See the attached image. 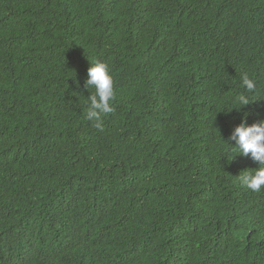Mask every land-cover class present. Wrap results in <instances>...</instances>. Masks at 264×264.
<instances>
[{"label":"trees","instance_id":"1","mask_svg":"<svg viewBox=\"0 0 264 264\" xmlns=\"http://www.w3.org/2000/svg\"><path fill=\"white\" fill-rule=\"evenodd\" d=\"M245 114L264 0H0V264H264V189L238 180L259 165L226 141Z\"/></svg>","mask_w":264,"mask_h":264},{"label":"clouds","instance_id":"2","mask_svg":"<svg viewBox=\"0 0 264 264\" xmlns=\"http://www.w3.org/2000/svg\"><path fill=\"white\" fill-rule=\"evenodd\" d=\"M87 89L90 91L87 96V108L84 113V118L91 122L95 128L103 127V117L114 111V78L108 64L102 60L90 61V67L87 69V79L84 82ZM241 84L244 89L235 98L232 108L240 109L251 100L248 93L257 91V84L254 79L247 74L241 77ZM231 108V109H232ZM246 116L242 118L226 140L230 146L229 151L232 153L231 159L237 154L250 158L259 166L256 168L245 169L238 175L239 183L242 187L251 190L252 192H260L264 189V119L258 123L251 125L247 124ZM225 140V139H224ZM229 141L232 143L230 144Z\"/></svg>","mask_w":264,"mask_h":264}]
</instances>
